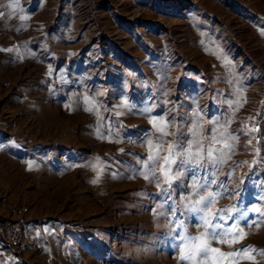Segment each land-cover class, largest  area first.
<instances>
[{"label":"rangeland","instance_id":"rangeland-1","mask_svg":"<svg viewBox=\"0 0 264 264\" xmlns=\"http://www.w3.org/2000/svg\"><path fill=\"white\" fill-rule=\"evenodd\" d=\"M12 2L0 0V264H191L170 229L179 218L204 231L183 208L204 173L174 180L169 200L159 164L146 180L143 161L149 140L163 157L174 139L157 127L183 131L186 146L197 119L204 137L210 121L239 136L223 188L208 190L223 192L212 212L240 210L225 225L241 229L238 242L212 247L241 251L211 256L264 264V217L240 215L264 210V0ZM24 207L27 245L15 252L1 219Z\"/></svg>","mask_w":264,"mask_h":264},{"label":"snow or ice","instance_id":"snow-or-ice-1","mask_svg":"<svg viewBox=\"0 0 264 264\" xmlns=\"http://www.w3.org/2000/svg\"><path fill=\"white\" fill-rule=\"evenodd\" d=\"M9 7L13 10L18 9L20 7L19 0H14ZM0 15H3V13H0ZM20 18L27 19L26 16H21ZM229 71H231V69H229ZM84 102L89 105L86 110L92 112L93 102L88 97L84 98ZM227 103L230 108L237 105V102L232 100H228ZM148 111H150V109H148ZM117 115H120V113H117ZM210 123L213 125V128L210 130V135L204 137L202 135L203 126L199 124L197 119V122L193 123L192 127L188 129L192 139L187 141L186 146L185 133L183 131L177 136L176 132L166 131L167 124L163 127H157L156 130L162 134L158 139L163 141V138L166 136H172L174 139L167 143V154L163 157L159 155L160 151L165 150L163 143L157 144L155 146L156 150L153 151L152 142L149 140V155L146 160L143 161V165L145 169H147V172L143 174L146 180L150 177L153 180L158 179L156 175V166L159 164V172L163 176V183L167 185V188L163 189V191L168 194L169 200H171V193L168 192V189L172 187V182L174 180L180 179L188 171H191L194 176L201 170L204 173L202 177H197L193 180L190 186L192 192L184 198L186 203L183 204V208L186 209L190 215L197 218L198 223L204 231L196 235L189 233L184 220L179 218L173 221L175 227L170 229V231L175 234L173 236V247L179 248L181 252L180 260L190 261L191 264H197V257L200 258L199 264H207L210 258L212 264H219L211 254L220 253L221 256H233L241 251L237 250L236 253H223L219 248L212 247L213 243L229 244L230 246L228 237H233L231 243L238 242L235 237L240 235L241 229H239L235 223L229 227L225 226L227 221L234 219L233 215L230 213L240 210L234 207L231 210L218 209L216 212H212L211 205L216 202L217 197L223 195V192L208 190L212 185L223 188V182L218 179L219 171L222 165L227 163V160L231 159L232 150L239 136L228 132L227 126L223 127L222 131L218 130L216 125L219 124V121H210ZM231 123L232 120L229 119L227 124L231 125ZM250 131H258V129H252ZM245 135H248V133H245ZM205 141H208V143L206 144ZM249 143H251V141H249ZM216 144L221 146L217 148L215 147ZM256 151L257 154H259V148H257ZM257 162V160H253V164ZM235 163L236 162H233V164ZM240 163H247V161H242ZM173 165L176 166L175 174H173ZM228 175L230 176L231 172H229ZM97 182L98 179L92 181V183ZM157 186L159 187V185ZM202 191L206 192V195H201ZM224 191H227V189H224ZM193 196L198 198L193 199ZM261 199L264 200V197H261ZM161 207H163V205H161ZM169 207L173 217H175L179 208L175 206V202L169 205ZM247 211L257 213L259 216L264 217V210H261L259 207H253L240 212L241 217L246 216ZM233 228L236 230L233 231ZM251 247L252 246H245L243 251L247 252Z\"/></svg>","mask_w":264,"mask_h":264},{"label":"built area","instance_id":"built-area-1","mask_svg":"<svg viewBox=\"0 0 264 264\" xmlns=\"http://www.w3.org/2000/svg\"><path fill=\"white\" fill-rule=\"evenodd\" d=\"M24 207L20 210L19 214L14 215L9 219L4 226V239L9 248L15 252H20L25 249L26 241L24 236V228L21 223L20 213L26 211Z\"/></svg>","mask_w":264,"mask_h":264},{"label":"crops","instance_id":"crops-1","mask_svg":"<svg viewBox=\"0 0 264 264\" xmlns=\"http://www.w3.org/2000/svg\"><path fill=\"white\" fill-rule=\"evenodd\" d=\"M33 213H34V209H32L31 208V216L33 215ZM8 220H6V222H7ZM6 224V223H5ZM5 224H4V226H5ZM24 236H25V233H24ZM25 241H26V238H25ZM26 245H27V241H26ZM26 248V247H25ZM23 251V250H22ZM22 251H20V252H22Z\"/></svg>","mask_w":264,"mask_h":264},{"label":"trees","instance_id":"trees-1","mask_svg":"<svg viewBox=\"0 0 264 264\" xmlns=\"http://www.w3.org/2000/svg\"><path fill=\"white\" fill-rule=\"evenodd\" d=\"M1 221H2V224H3V223H4V224L6 223V220H5V219H1Z\"/></svg>","mask_w":264,"mask_h":264}]
</instances>
